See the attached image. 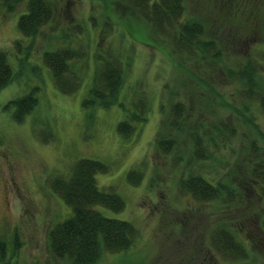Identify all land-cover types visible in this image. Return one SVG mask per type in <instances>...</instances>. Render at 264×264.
<instances>
[{
	"label": "rangeland",
	"instance_id": "1",
	"mask_svg": "<svg viewBox=\"0 0 264 264\" xmlns=\"http://www.w3.org/2000/svg\"><path fill=\"white\" fill-rule=\"evenodd\" d=\"M119 0H54L55 16L44 24L33 41L19 32L17 19L26 9L20 0L8 10L0 0V48L5 49L14 77L0 89V264H72L66 257L56 256L50 248L49 230L66 218L70 206L52 188L54 176H67L74 162L82 157L102 161L106 169L96 173L97 184L112 189L124 199L119 211L98 205L107 216L130 220L137 226L138 236L129 248L102 251L93 264H264V233L252 222L231 221L248 249L246 258L232 260L210 241L218 223L239 207L223 206L217 200L201 201L178 186L187 173V159L177 162L175 154L156 148L155 138L171 103L185 100L189 123L197 118L219 143L213 155L203 163L209 174L224 166L232 173L233 186L248 184V163L254 154L264 157V112L259 98L244 93V82L224 73V61H190L177 59L163 46L142 41L139 27L121 15ZM187 14L205 16V0H182ZM220 15L236 0H210ZM263 1V2H262ZM104 4L113 17L107 21ZM264 0H240L233 13L252 20L249 28H232L234 40L247 39L241 52H230L226 62H245L251 58L264 76V26L252 7ZM264 14V10H263ZM110 16V17H111ZM262 20H264L262 18ZM82 24V31L70 25ZM108 34L99 36L104 25ZM249 24V23H247ZM249 27V26H247ZM65 28L68 36L62 35ZM226 29V24L223 25ZM250 30L247 36L242 35ZM21 43L16 46L15 40ZM79 48L81 56L70 60L71 69L80 76V86L74 92H63L54 83L48 66L42 59L45 49L63 45ZM114 47L124 62V80L117 102L108 106L82 105V98L91 86L95 71V50ZM255 52V53H254ZM257 55L261 59L253 57ZM32 92L35 103L21 121L14 120L10 99ZM148 93L151 105L145 122L136 133L124 138L117 132L123 116L118 101L127 102L141 93ZM165 92V93H163ZM163 98L164 110L161 108ZM225 121L232 130L220 138L212 131V122ZM257 146L252 147V141ZM190 141L186 130L179 136V150L187 151ZM187 156V155H186ZM141 167L139 182L129 181L127 171ZM231 182V179H229ZM242 195L241 204L264 206L252 191ZM248 198L250 200L248 201ZM238 209V210H237Z\"/></svg>",
	"mask_w": 264,
	"mask_h": 264
},
{
	"label": "trees",
	"instance_id": "2",
	"mask_svg": "<svg viewBox=\"0 0 264 264\" xmlns=\"http://www.w3.org/2000/svg\"><path fill=\"white\" fill-rule=\"evenodd\" d=\"M2 1L11 11L20 0ZM239 1H233L230 8L220 15L222 21H219V17L215 16L218 15L216 8L210 0H205L206 7L201 8L205 10V16L195 11L187 14L182 0H119L117 5L120 7L121 15L117 19L137 25L139 33L144 37L142 41L163 46L177 59L195 60L198 63L209 61L214 64H221L220 61H224V73L243 81L244 93L250 98L257 96L264 112V76L255 68L253 60L251 58H247L245 62L236 60L234 65L225 61L230 52L237 54L243 51L242 48L247 42L245 39L241 45L240 38L234 40L232 28H252V20L249 21V17L243 19L240 14L233 13V9L239 7ZM104 9L107 21L112 19L105 4ZM263 10L262 6L256 7L253 4L250 14V17L261 14L258 17V20H261L260 27L264 26ZM55 12L54 0H26V9L18 16L17 28L33 41L41 27L55 16ZM224 24L226 29L222 28ZM70 26L77 32L82 31L80 22ZM249 31L246 30L242 35L247 36ZM107 34L106 24L101 28L99 36L103 38ZM62 35L68 36L65 28L62 29ZM20 43V38L15 40L16 46ZM81 55L79 48L68 44L42 52V59L50 69L56 87L61 91L74 92L79 88L80 76L71 69L70 60ZM253 57L261 59L262 55ZM124 66L122 57L112 45L109 44V47L97 45L94 78L82 98V105L108 106L117 102L124 80ZM13 74L7 52L0 48V89L13 79ZM34 103L35 96L32 92H27L10 99L5 108L12 106L14 120L21 121ZM118 103L123 109V116L117 123V132L124 138H130L147 119L151 105L150 97L148 93L143 92L127 102L119 100ZM160 104L164 110L165 102L162 97ZM189 118L190 113L185 100H174L156 135V148L164 153H174L177 162H184L188 157L187 173L179 178L178 186L191 197L201 201L217 200L227 207H239L238 212L230 213L218 223L210 234V241L229 259L246 258L248 249L245 239H242L237 229L231 226V221L239 224L252 222L264 233V206L253 203L249 207H244L241 204L246 201L241 190L244 192L247 190V193L249 190L252 191V195L258 201L264 199V157L258 153L254 154L255 157L251 158L247 167L250 181L246 185L241 182L239 184L241 190L238 191V185L233 186L232 173L224 166L214 174H209L208 168H203V163L213 155L212 147L216 149L219 143L210 134V130L204 128L205 120L198 117L195 122L189 123ZM212 123L210 129L217 132L220 138H223L225 130L233 128L223 120ZM184 130L190 141L188 152L179 150V136ZM257 145L255 140L252 141V147ZM105 169L102 161L82 157L74 162L67 176H54L50 181L52 190L71 209L66 218L50 228V248L56 256L66 257L72 264H93L100 258L102 251L117 252L127 249L138 236L137 226L130 220L107 216L98 207L101 205L119 211L125 203L119 193L97 184L96 173ZM141 169L138 166L130 168L126 173L127 179L134 183L139 182L143 174Z\"/></svg>",
	"mask_w": 264,
	"mask_h": 264
}]
</instances>
